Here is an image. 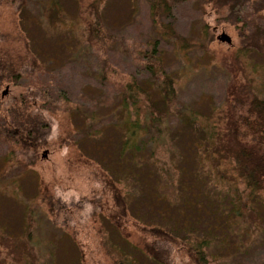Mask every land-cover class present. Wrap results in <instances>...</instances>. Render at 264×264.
<instances>
[{
    "label": "rangeland",
    "instance_id": "obj_1",
    "mask_svg": "<svg viewBox=\"0 0 264 264\" xmlns=\"http://www.w3.org/2000/svg\"><path fill=\"white\" fill-rule=\"evenodd\" d=\"M18 1L0 0V47H8L14 54L22 53V47L27 44L48 68L47 72L37 73L39 77L54 82L57 76L63 79L71 102L82 103V111L77 108L45 110L52 121L50 144L42 148L39 160L24 171L17 169L18 163H13L6 149L0 146V264H116L105 240L113 231L118 237L119 230L113 227L107 207H103L105 203L112 204L113 196L111 189L104 185L102 174L113 176V150L122 132L120 124L116 125L127 108L114 91H101L95 61L85 42V22L77 11L78 0H28L22 7H16ZM100 7L111 29L143 39L154 35L146 1L101 0ZM216 15L211 9L200 19L191 16L188 29L195 40L203 37L202 20L213 29L216 27V36L207 48L200 44L178 50L176 46L169 47L165 57L174 70L182 101L196 111L199 120L223 123L230 100L224 97L232 81L236 84L247 81L264 95V51L239 53L234 25L217 23ZM185 23V26L189 24L187 20ZM223 29L230 33L232 42L217 37ZM24 88L22 82H9L1 91L6 89L5 97L11 98ZM37 105L38 99H34L31 108ZM69 135L72 138L63 144ZM202 153L206 160L198 168L200 172L197 170L198 178L204 179L200 181L202 187H190L192 173L188 167L192 168L188 159L184 161V168L176 167L173 171L174 180L180 185L182 182V189L169 186L163 174L161 179L153 176L172 197L177 192L178 226L195 234L208 230L214 236L212 250L225 264H264V224L260 218L254 219L247 212L235 218L227 215L225 208L216 216L211 213L215 205L212 193L216 189L224 195L218 196L221 208L229 205L230 199L226 197V183L222 180L226 177L213 183V177L219 178L221 174L213 175L219 169L212 165L207 150ZM148 154L146 149L147 165H142L143 170L152 169L156 163L164 164L163 154L160 159ZM153 162L156 163L151 165ZM128 164L127 160L122 162L125 167ZM221 168L230 166L223 162ZM184 173L187 174L182 176ZM115 180L125 187L124 179ZM58 196L67 204L57 210ZM96 198L103 201L100 203ZM260 203H264V197ZM140 210L144 208L137 211ZM128 211L126 220L130 229L137 220L136 206L128 207ZM2 233L23 238L32 233L28 242L33 248L15 252L11 249L12 239L4 238ZM111 240H115L114 236ZM182 248L174 252L178 263L185 260ZM138 262L162 264L149 256L141 257Z\"/></svg>",
    "mask_w": 264,
    "mask_h": 264
},
{
    "label": "trees",
    "instance_id": "obj_2",
    "mask_svg": "<svg viewBox=\"0 0 264 264\" xmlns=\"http://www.w3.org/2000/svg\"><path fill=\"white\" fill-rule=\"evenodd\" d=\"M78 1L77 11L85 22V42L95 61L101 91H114L127 108L116 125L120 124L122 132L113 150V176L102 174L104 185L111 189L113 196L112 204L102 205L107 207L113 227L119 230V238L113 231L111 237L115 240L108 236L105 240L115 263L139 264L141 257L149 256L162 264H225L212 250L214 236L208 230L195 234L189 229H180L177 192L172 197L153 176L161 179L163 174L169 186L182 189V182L180 185L174 180L173 171L176 167L184 168V161L188 159L192 168L188 167L192 173L189 185L202 187L200 181L204 179L198 178L197 170L200 172L198 168L204 165L206 157L202 151L207 150L212 165L219 169L213 175L221 174L212 181L226 177L222 180L226 183V197L230 199V204L221 208L218 201L221 193L216 189L212 193L215 205L211 213L216 216L225 208L227 215L236 218L247 212L264 224V212L261 214L264 203H260L264 197V95L247 81L239 84L232 81L224 97L230 99L224 122L199 120L196 111L180 98L174 70L167 63L165 53L174 46L177 50L197 44L207 48L216 36L212 25L202 20L200 40H195L188 28L192 19L202 18L211 9L217 12V23L234 25L239 53L264 51V0H144L155 31L146 39L111 29L103 18L101 0ZM27 2L19 0L16 7ZM183 17L189 22L187 26ZM22 49V53L13 54L10 48L0 47V146L6 149L13 163H18L20 171L35 164L42 148L50 144L52 121L46 109L82 111V103L71 102L63 79L57 76L54 82L39 77L37 73L47 72L48 68L27 44ZM9 82H22L25 88L18 95L6 98L1 88ZM34 99H38V105L31 108ZM70 138L71 135L63 144ZM146 149L153 159H160L163 154L164 164L153 162L151 165H156L152 169L143 170L142 165H147ZM125 160L130 162L127 167L122 165ZM223 162L230 168L222 170ZM207 174L211 176L208 171ZM114 178L124 179L125 187ZM56 201L57 210L67 204L60 196ZM132 206H136L137 220L128 229L126 218L128 207ZM181 206L184 208V203ZM141 208L144 211H137ZM31 234L23 238L2 233L4 238L12 239L11 249L15 252L33 248L28 242ZM177 248H182L185 256L179 263L174 256Z\"/></svg>",
    "mask_w": 264,
    "mask_h": 264
},
{
    "label": "water",
    "instance_id": "obj_3",
    "mask_svg": "<svg viewBox=\"0 0 264 264\" xmlns=\"http://www.w3.org/2000/svg\"><path fill=\"white\" fill-rule=\"evenodd\" d=\"M217 37L219 39H226L227 41L232 42V37L230 33H228L225 29L221 30V32L217 34ZM5 91L6 89L3 90V92Z\"/></svg>",
    "mask_w": 264,
    "mask_h": 264
},
{
    "label": "flooded vegetation",
    "instance_id": "obj_4",
    "mask_svg": "<svg viewBox=\"0 0 264 264\" xmlns=\"http://www.w3.org/2000/svg\"><path fill=\"white\" fill-rule=\"evenodd\" d=\"M216 27H214V29H215Z\"/></svg>",
    "mask_w": 264,
    "mask_h": 264
}]
</instances>
